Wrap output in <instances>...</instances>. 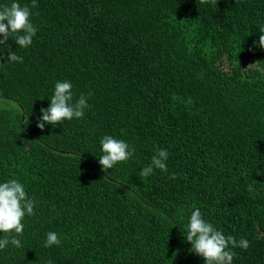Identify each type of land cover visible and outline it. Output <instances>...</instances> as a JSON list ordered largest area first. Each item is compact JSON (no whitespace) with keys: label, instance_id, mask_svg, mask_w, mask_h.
I'll list each match as a JSON object with an SVG mask.
<instances>
[{"label":"trees","instance_id":"1","mask_svg":"<svg viewBox=\"0 0 264 264\" xmlns=\"http://www.w3.org/2000/svg\"><path fill=\"white\" fill-rule=\"evenodd\" d=\"M13 2L37 32L27 48L0 45V183H22L35 214L0 264H205L186 239L196 209L250 242L229 246L232 264H264V0H0V10ZM11 51L23 62H8ZM58 81L89 107L40 129ZM106 135L133 152L107 172ZM161 148L167 171L140 177ZM50 231L59 246L44 247Z\"/></svg>","mask_w":264,"mask_h":264},{"label":"clouds","instance_id":"2","mask_svg":"<svg viewBox=\"0 0 264 264\" xmlns=\"http://www.w3.org/2000/svg\"><path fill=\"white\" fill-rule=\"evenodd\" d=\"M201 3H208L209 0H200ZM36 0H32V7H37ZM31 12L27 5L21 6L17 2L11 3L0 10V45H6L9 37L15 40V43L21 48L29 47L35 36L37 29L31 22ZM6 22V23H5ZM259 37L260 47H264V29H261ZM8 62H23V58L15 51L9 52ZM73 85L68 81L55 84L54 94L51 97V103L48 108H42V117L37 127L43 129L45 124L57 125L65 120L73 118H82L85 109L89 107L86 97L81 94L79 99L73 101ZM188 103H192L191 98ZM103 155L100 156L99 163L107 172L118 162H126L133 152L129 150V145L123 141L115 139L111 135H106L101 140ZM169 153L166 149H159L157 154L153 155L152 163L142 168L139 172L140 177H148L153 174L154 168L167 171L166 161ZM175 179V176L172 177ZM249 192L253 191L251 185L248 186ZM35 200L29 197L25 187L16 179H10L7 182L0 183V232L8 234L0 238V250L4 249L9 243L19 248L22 247L21 240L17 237L23 235L24 224L22 220L26 215H34ZM9 236L11 237L9 239ZM187 241L191 242L192 250L205 258V264H232L234 253L229 249L237 246L244 250L249 248L250 242L247 239L237 241L235 237L225 236L217 230L210 222L203 219L199 209L192 212L188 225ZM61 240L57 233L48 232L44 247L53 245L59 246ZM51 264V262H50Z\"/></svg>","mask_w":264,"mask_h":264},{"label":"rangeland","instance_id":"3","mask_svg":"<svg viewBox=\"0 0 264 264\" xmlns=\"http://www.w3.org/2000/svg\"><path fill=\"white\" fill-rule=\"evenodd\" d=\"M5 102V101H4Z\"/></svg>","mask_w":264,"mask_h":264}]
</instances>
